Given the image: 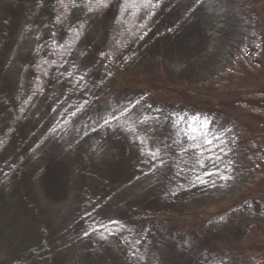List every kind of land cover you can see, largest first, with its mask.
<instances>
[{"label":"trees","instance_id":"16d2710c","mask_svg":"<svg viewBox=\"0 0 264 264\" xmlns=\"http://www.w3.org/2000/svg\"><path fill=\"white\" fill-rule=\"evenodd\" d=\"M88 1L65 0L58 7L52 0L49 12L38 14L31 30L32 40L20 46L16 45V32L22 36L31 10H23L20 28L12 35V28L9 34L5 26L8 27L9 9L17 3L0 0V84H5V96L0 97V139L18 122L11 114L12 106L24 105L34 95L29 102L30 111L20 120L22 136L13 137L0 152V264H183L185 258H191V264H210L212 254L219 253L205 236L212 218L248 202L263 186L256 192L241 189L235 199L223 200L214 211L204 212L201 206L191 204L190 211H181L190 218L195 214L201 217L190 224L179 221L180 215L172 209L161 208L167 207L161 205L162 195L175 167L172 165L168 176L159 170L162 153L172 137L168 132L173 126L165 113L172 110L174 121H179L185 120L186 115H198L200 110L196 109L202 108L199 114L215 123L216 136L232 125L240 130L238 136L247 141L253 139H248L249 131L264 132V48L256 47L264 31L249 44L250 33L241 40H236L241 35L235 33L230 41L225 28L227 18L232 20L231 28L238 30L241 21H249V17L256 21L254 29L264 27V0H197L205 4L208 16L200 54L214 49L223 53L230 48L228 45L245 43L242 51V47L237 51L240 55L231 50L230 59L238 67L239 61L247 64L246 69L237 71L241 75L245 71L254 76L256 70V92L261 95L257 100H243L227 86L222 92L206 93L200 103H195L188 94L181 93L179 110L160 103L139 102L136 95H131L129 91L136 90L142 68L138 67V59L129 58L130 54L120 57L122 65L108 62L106 33L110 19H97L90 32L70 41L68 31L85 17ZM249 27L242 32H249ZM222 31L224 37H220ZM145 34L152 36L149 30ZM112 46L127 50L130 40L123 37ZM24 58L30 63L41 61L45 68L34 71ZM162 65L160 70L170 73L172 63L164 59ZM101 68L107 84L99 91L96 75ZM162 93L159 96L166 97L170 91L165 89ZM119 94L125 99L115 105ZM148 116L154 117L152 121ZM133 120L141 126H133ZM162 122L165 128L160 127ZM240 141L239 146L245 144ZM194 142L195 150L202 155L197 172L206 179L200 189L205 192V186L216 183L218 177L221 180V176L216 154L200 138ZM35 144L38 148L32 151ZM20 145L25 146L21 151ZM21 152L22 156L29 155L24 165L20 164ZM154 153L159 161L151 163ZM256 153L261 161L264 149ZM56 157L59 166L64 167L61 179L65 189L51 192L52 183L47 182L46 176L49 162ZM19 172H24L22 185L33 200L31 205L22 198ZM135 180L144 187L139 193L127 188ZM194 235L205 242V249H194Z\"/></svg>","mask_w":264,"mask_h":264},{"label":"rangeland","instance_id":"374dc122","mask_svg":"<svg viewBox=\"0 0 264 264\" xmlns=\"http://www.w3.org/2000/svg\"><path fill=\"white\" fill-rule=\"evenodd\" d=\"M13 1L17 4L9 9V17L6 20L8 27L6 28L5 26L6 33L10 34V29L12 28V35L15 34L20 28L19 18L23 15V10L26 8L31 10V17L26 20L23 31L20 33L22 36L16 32L18 34V36H15L18 37L16 45L22 46L34 37V35L31 36V30L37 24L38 14L40 12L41 15L47 14L52 0ZM119 1L120 3L118 4L117 0H99V6H97L98 0H89L85 17L82 20L80 19L81 21L78 20L74 23L73 29L68 31V38L70 41L76 40L79 36L90 32L96 20L101 17L110 19L106 33L108 36V45L106 47L108 62H113L114 65H117V63L122 65L120 57L127 54H130L129 58L138 59V67L142 68L136 79L138 80V86L135 87L136 90L129 91L131 95H136L137 101L152 105L160 103L161 105L172 106L170 107L171 109L179 110V99L181 98L182 100L183 98L181 93L188 94L189 98L195 103H200L206 93L211 91L222 92L228 88L227 86L231 87L235 91L236 96L242 97L243 100H257V97L261 95L256 92L259 84L258 79L255 78L257 77L256 70L254 76L246 75L245 71L241 75L237 71L240 68L242 70L246 69L247 64L239 61L240 66L238 67L230 59V56H232L231 50L234 51L235 49V52L238 53L237 51L240 50V47H242L240 51L245 47V43L240 42L228 45V48H230L223 53L221 49H214L207 54H200L201 50L199 49H202L200 45L204 41L203 27L208 17L206 6L201 3L202 1ZM229 1L233 2V0ZM64 2L65 0H56V6L60 7ZM116 2L117 7L114 6ZM102 3H108L109 5L105 7L102 6ZM52 6L53 4L51 8ZM112 16L115 18H112ZM231 21L227 18L225 23V28L230 35L228 40L230 41L235 33L241 35L240 37L236 36V40H241L243 36H247L250 33L249 44H251L255 39L254 37L262 29L264 31V27H261V29L253 28L256 23L253 17H249V21L244 18L238 30L237 28H231ZM251 21L252 24H250ZM248 26H250L249 32L247 29L242 32L243 28H248ZM148 30L152 33V36L145 34V32L148 33ZM224 36V31H222L220 37ZM15 37L12 36L10 39L14 42ZM123 37H128L130 40V47L127 50L112 46L113 43L118 42ZM228 40L225 41L226 44ZM218 47H222V45ZM256 47L264 48V35H262L261 42ZM136 51L139 52L137 53ZM167 53L169 54L167 55ZM237 55H240V53ZM168 57L170 59H167ZM164 59L172 63L170 73L162 71V60ZM28 60L24 58V63L33 70L40 71L45 68L42 67L41 61L31 60L32 63H30V60ZM248 61L244 60L246 63H249ZM100 64L102 65L103 63L100 62ZM257 70L261 71L258 68ZM102 71L103 69L101 68L98 75H96V81L100 82L99 91L101 88L104 90L107 84V79L103 76ZM165 89L170 91L169 96H159L163 94L162 92ZM201 89L204 94L200 91ZM1 95L5 96L4 83L0 84V97ZM33 96H30L24 105H20L17 108L12 106L11 114L14 120H18V122L16 125L11 126L9 130L3 132V137L0 139V152L9 145L13 137L22 136L20 120L24 113L30 111L29 102ZM124 99L125 95L119 94L115 97V105ZM252 101L250 103L253 105ZM186 108L188 107L186 106ZM201 109L197 108L196 110H200L199 113H201ZM199 113L194 116L186 115L184 116L185 120L179 121H174L172 110L165 113L166 118L169 119V124L173 126L168 132V136L172 137L166 143L162 153L163 165L159 170L163 176H168L172 171V165L175 167L169 175L170 180L167 181L166 191L162 195L163 202L161 205H166L167 207L161 208L172 209L180 215L179 221L189 222L190 224L197 220L199 221L201 217V215L195 214L194 217L190 218L185 212L181 211H190L189 206L191 204L198 206V208L201 206V210L204 212L214 211L220 202L222 203L225 199H232L236 195L235 193L238 194L241 189L247 190V188H251L256 192L260 188L259 186L262 185L263 190H260L261 192L257 191V195L249 199L248 202H243L238 205L239 207L231 208L223 214H216L212 218V223L205 236L209 242H212V247L219 252L218 255L212 254L213 261L210 264H264V157L261 161H258L256 153L259 149H264V132L258 134L254 131H249L248 139H252V137L253 139L247 141L238 136L240 130L238 131L235 125H232L233 127L229 125L230 127L225 129L222 135L216 136L218 128L215 123H209ZM153 118V116H148L150 121ZM148 119L146 121H149ZM130 122L133 126L136 125L135 127L140 125L137 122L135 124L134 120ZM160 127L165 128L163 122ZM163 131L165 132V130ZM193 136H195L194 140L200 138L205 141L204 143L210 147L211 152L213 151L216 154L218 175L221 176V180L218 177L219 180H216V183L214 181L207 184L205 192L200 189L202 185H205L206 179L197 172L200 169L198 166L202 162V155L194 148ZM237 136L245 143L244 145L239 146L241 141ZM36 144L31 146L32 151L38 148ZM24 148L25 146L20 145L19 150L21 151ZM22 154L23 152H21L20 164L24 165L29 159V155L22 156ZM157 158L158 154L154 153L151 156V163L159 161ZM117 159L119 160L120 157ZM57 161L56 157L49 162L46 176L47 182L52 183L50 185L51 192L65 189V183L61 179L64 167H60ZM23 175L24 172H19L17 181L21 182L20 192L23 196L22 198L31 205L33 200L22 185L24 184ZM138 185V181L135 180L130 182L127 188L139 193L144 187ZM188 193L191 195L190 197L187 196ZM0 201L2 200L0 199ZM195 236H193L191 241L194 243V249L196 251L205 249V242L199 236ZM215 245L220 248H216ZM219 255L223 256V258H218ZM197 256L196 254L195 257ZM184 260L183 264L186 262V264L193 263L192 259L190 262L186 258Z\"/></svg>","mask_w":264,"mask_h":264},{"label":"snow or ice","instance_id":"6c2138e0","mask_svg":"<svg viewBox=\"0 0 264 264\" xmlns=\"http://www.w3.org/2000/svg\"><path fill=\"white\" fill-rule=\"evenodd\" d=\"M97 6H99V0H98V3H97ZM91 10V9H90Z\"/></svg>","mask_w":264,"mask_h":264}]
</instances>
